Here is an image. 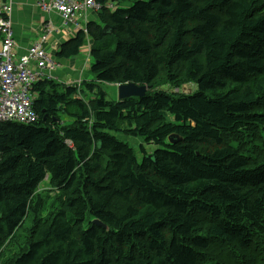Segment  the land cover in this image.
Here are the masks:
<instances>
[{
	"label": "trees",
	"instance_id": "16d2710c",
	"mask_svg": "<svg viewBox=\"0 0 264 264\" xmlns=\"http://www.w3.org/2000/svg\"><path fill=\"white\" fill-rule=\"evenodd\" d=\"M96 1L56 56L90 39L95 81L149 89L33 84L37 119L0 125V264H264V0Z\"/></svg>",
	"mask_w": 264,
	"mask_h": 264
},
{
	"label": "built area",
	"instance_id": "2783aa9c",
	"mask_svg": "<svg viewBox=\"0 0 264 264\" xmlns=\"http://www.w3.org/2000/svg\"><path fill=\"white\" fill-rule=\"evenodd\" d=\"M39 6L43 10L55 11L66 22H73L82 10H98L101 4L96 0H50L39 2ZM10 11L9 2L0 5V125L35 121L33 84L50 77L57 68V63L42 46L51 28H45L40 41L30 46L25 54L15 57Z\"/></svg>",
	"mask_w": 264,
	"mask_h": 264
},
{
	"label": "crops",
	"instance_id": "0c3cea01",
	"mask_svg": "<svg viewBox=\"0 0 264 264\" xmlns=\"http://www.w3.org/2000/svg\"><path fill=\"white\" fill-rule=\"evenodd\" d=\"M4 1H9L11 4L10 21L15 41V57L25 54L33 43L40 41L45 28H51L48 39L42 42V46L57 63V68L51 73L53 80L71 84L72 82H81L83 78H95L89 64L91 58H88L84 46L78 55L69 59L58 58L56 53L63 42L74 37L78 30L85 29L87 22L98 21L96 10H82L75 19L77 23L75 25V22H66L55 11L43 10L39 6V2H49L50 0H0V5ZM86 66H88L87 70Z\"/></svg>",
	"mask_w": 264,
	"mask_h": 264
},
{
	"label": "rangeland",
	"instance_id": "374dc122",
	"mask_svg": "<svg viewBox=\"0 0 264 264\" xmlns=\"http://www.w3.org/2000/svg\"><path fill=\"white\" fill-rule=\"evenodd\" d=\"M131 4L130 2H122L120 3V6L122 7H127ZM90 40V39H89ZM90 42L92 43V41L90 40ZM91 58V57H90ZM89 64L91 66L92 64V60H89ZM88 69V66H86V70ZM83 82V83H82ZM84 82L90 83V84H94L95 88L94 90H88L85 85ZM77 86V93L74 94L73 97L76 98H80L81 100L84 101V103L88 106V104L90 103V100L94 99L97 97L98 93L96 92V88L101 89L104 93H105V98L106 99H110V100H117V91H118V85L115 84H109V83H102V82H98L95 81V78H91V79H85L83 78L81 82H78ZM155 89L157 90H163V91H167V92H179V93H190L192 91H194L195 89H197V86L195 83L190 82V83H186L181 85L180 87H174L172 85L169 84H163V85H158L155 87ZM135 97H138L137 95H134ZM61 119H66L69 120L67 115H59ZM172 119V118H170ZM110 134L116 136L119 140L126 142L127 144H129L135 151V155L137 157V160L140 161L144 155V153H151L154 149L157 148L156 145L154 144H147L143 138H141L140 136H134V135H130L124 132H115V131H111ZM46 182H42L41 183V188L44 189L46 187Z\"/></svg>",
	"mask_w": 264,
	"mask_h": 264
},
{
	"label": "water",
	"instance_id": "95a60500",
	"mask_svg": "<svg viewBox=\"0 0 264 264\" xmlns=\"http://www.w3.org/2000/svg\"><path fill=\"white\" fill-rule=\"evenodd\" d=\"M107 26H104V31ZM149 88L147 86H139L133 83L119 84L118 85V99H123L128 96L137 95L138 97L144 95ZM173 136H169V141L174 142ZM94 223L100 224L99 220H93Z\"/></svg>",
	"mask_w": 264,
	"mask_h": 264
},
{
	"label": "clouds",
	"instance_id": "9594fccd",
	"mask_svg": "<svg viewBox=\"0 0 264 264\" xmlns=\"http://www.w3.org/2000/svg\"><path fill=\"white\" fill-rule=\"evenodd\" d=\"M5 2V1H4ZM7 2H9V1H7ZM100 3V2H99ZM101 4V3H100ZM11 5V4H10ZM102 6H106V7H109L110 9H114L115 8V5L113 4V3H107V4H105V5H102L101 4V7H100V9L102 8ZM100 9H98V10H96L97 12L100 10ZM81 14H83V13H81ZM80 15V14H79ZM78 16V15H77ZM72 22V21H71ZM73 22H75V20L73 21ZM75 25H77V23L75 22ZM42 35V34H41ZM34 44V43H33ZM32 44V45H33ZM31 45V46H32ZM84 48H85V52L87 53V56H88V58H90L91 56H90V48H91V43H90V40L88 39L87 40V42H86V45L84 44ZM90 68H91V66H90ZM45 78H51V79H54V78H52V76H50V77H45ZM44 79V78H43ZM33 92V91H32ZM33 94H34V97H35V93L33 92ZM34 97H33V99H34ZM34 109V108H33ZM35 111V110H34ZM37 114V113H36ZM18 123V122H17ZM25 124V123H24Z\"/></svg>",
	"mask_w": 264,
	"mask_h": 264
}]
</instances>
